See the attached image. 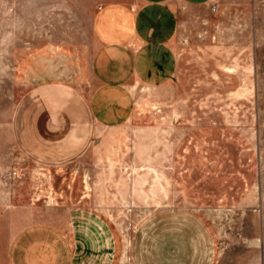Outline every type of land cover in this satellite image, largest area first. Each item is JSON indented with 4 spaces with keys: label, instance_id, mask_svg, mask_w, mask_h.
<instances>
[{
    "label": "rangeland",
    "instance_id": "374dc122",
    "mask_svg": "<svg viewBox=\"0 0 264 264\" xmlns=\"http://www.w3.org/2000/svg\"><path fill=\"white\" fill-rule=\"evenodd\" d=\"M113 1L0 0V257L34 210L80 264H264V0H225L206 51L179 43L178 78L133 81L131 119L101 126L93 16Z\"/></svg>",
    "mask_w": 264,
    "mask_h": 264
},
{
    "label": "crops",
    "instance_id": "0c3cea01",
    "mask_svg": "<svg viewBox=\"0 0 264 264\" xmlns=\"http://www.w3.org/2000/svg\"><path fill=\"white\" fill-rule=\"evenodd\" d=\"M224 3L117 0L98 6L93 16L97 45L89 66L93 87L85 102L88 121L101 126L129 121L133 112L131 83L147 80L165 85L178 78L182 64L192 58L183 54L187 48L179 43L188 42L191 54L202 55L206 46L198 44L202 39L195 34L212 19L220 25ZM216 47L212 49L216 53L213 57L225 50L224 46ZM88 134L83 137L88 138ZM37 215L32 210L26 215L32 218L29 223L19 222L11 230L6 229L0 264H80L65 231L47 221L34 220L39 218Z\"/></svg>",
    "mask_w": 264,
    "mask_h": 264
}]
</instances>
